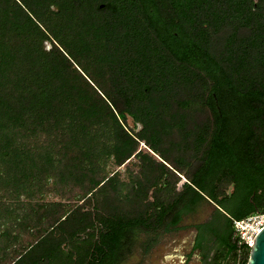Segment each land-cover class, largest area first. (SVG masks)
I'll return each instance as SVG.
<instances>
[{
	"label": "trees",
	"instance_id": "16d2710c",
	"mask_svg": "<svg viewBox=\"0 0 264 264\" xmlns=\"http://www.w3.org/2000/svg\"><path fill=\"white\" fill-rule=\"evenodd\" d=\"M203 204L201 264H245L264 0H0V264H117Z\"/></svg>",
	"mask_w": 264,
	"mask_h": 264
},
{
	"label": "rangeland",
	"instance_id": "374dc122",
	"mask_svg": "<svg viewBox=\"0 0 264 264\" xmlns=\"http://www.w3.org/2000/svg\"><path fill=\"white\" fill-rule=\"evenodd\" d=\"M46 198L57 199L51 195ZM212 208L210 204L198 207L183 218L176 230H139L134 236L131 251L117 264H201L198 253L191 252L192 224L206 218ZM145 243H150V246L146 247Z\"/></svg>",
	"mask_w": 264,
	"mask_h": 264
},
{
	"label": "built area",
	"instance_id": "2783aa9c",
	"mask_svg": "<svg viewBox=\"0 0 264 264\" xmlns=\"http://www.w3.org/2000/svg\"><path fill=\"white\" fill-rule=\"evenodd\" d=\"M238 245L250 247L255 235L264 227V213H255L233 221Z\"/></svg>",
	"mask_w": 264,
	"mask_h": 264
},
{
	"label": "water",
	"instance_id": "95a60500",
	"mask_svg": "<svg viewBox=\"0 0 264 264\" xmlns=\"http://www.w3.org/2000/svg\"><path fill=\"white\" fill-rule=\"evenodd\" d=\"M245 264H264V227L255 235Z\"/></svg>",
	"mask_w": 264,
	"mask_h": 264
},
{
	"label": "flooded vegetation",
	"instance_id": "af4514ba",
	"mask_svg": "<svg viewBox=\"0 0 264 264\" xmlns=\"http://www.w3.org/2000/svg\"><path fill=\"white\" fill-rule=\"evenodd\" d=\"M195 234H196V229H194V234H193V239H192V242H191V252L193 253L194 251H196L198 253V251L195 249L192 251V247H193V244H194V237H195ZM198 256H199V259H200V255L198 253Z\"/></svg>",
	"mask_w": 264,
	"mask_h": 264
}]
</instances>
